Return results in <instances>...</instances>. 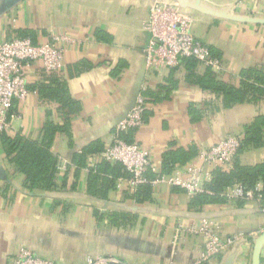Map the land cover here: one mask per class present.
Returning <instances> with one entry per match:
<instances>
[{"label": "crops", "instance_id": "1", "mask_svg": "<svg viewBox=\"0 0 264 264\" xmlns=\"http://www.w3.org/2000/svg\"><path fill=\"white\" fill-rule=\"evenodd\" d=\"M174 2L173 0H168ZM193 17V35L213 47L221 62L218 79L238 85L241 72L264 67V0H186ZM152 0H0V42L31 32L34 44L50 35H64V66L57 75L66 84L70 97L80 104L71 118L70 136L57 133L51 146L60 172L58 186L51 192H30L24 176L9 162L0 143V264H10L24 247L41 258L61 264H84L87 259L112 257L124 264H254L255 243L263 226V207L255 201L235 200L208 204L189 210V196L180 188L152 187V201L136 204L123 198L115 188L106 200L87 193L90 169L99 162L88 157L78 177H73V157L94 141L108 144L116 122L126 112L143 87L160 93L162 102L146 101V118L135 130L134 140L146 150L159 168L169 146L207 148L226 135L241 136L246 125L264 113V101L224 108L221 98L185 80L181 64L174 72L178 87L166 94L170 69L147 70L144 49L148 35L143 25ZM111 37L106 43L97 32ZM85 60L89 69L75 74L72 67ZM120 62L122 67L118 68ZM118 69L116 74L113 71ZM205 67L197 65L196 73ZM27 87L45 78L38 63L26 67ZM141 91L139 92V90ZM169 96V97H166ZM195 104L205 112L199 122H191L188 107ZM10 118L12 133L39 140L49 119L62 123L59 104L30 91L16 102ZM264 159V149L245 151L242 165H256ZM195 164L201 162L194 159ZM178 189V190H176ZM124 214L134 218L124 223ZM110 216L116 218V222ZM211 220L223 236L243 238L225 252L200 262L203 238L178 231L192 221ZM264 264V245L260 250Z\"/></svg>", "mask_w": 264, "mask_h": 264}, {"label": "built area", "instance_id": "2", "mask_svg": "<svg viewBox=\"0 0 264 264\" xmlns=\"http://www.w3.org/2000/svg\"><path fill=\"white\" fill-rule=\"evenodd\" d=\"M193 17L187 9L168 0H152L148 19L143 25L148 39L144 49L145 64L151 69L162 71L178 67L182 59H194L217 74L221 71V62L210 54L208 47L196 39L192 31ZM71 40L64 35H50L45 41L33 44L29 39H12L0 42V132H12L10 118L16 102L24 101L30 93L25 75L26 67L38 63L46 74L59 73L64 66L65 45ZM146 88L143 87V91ZM146 100L140 95L133 109L124 120L120 121L112 140L104 146L103 152L97 154L99 159L114 163L119 162L130 174L128 179H118L117 189L124 185L134 192L138 185L145 183L143 173L147 168L158 173V167L153 163L149 153L138 144H128L119 138L120 133L141 127L142 116L147 110ZM241 144L240 136L226 135L213 145L199 149L194 160L176 167L170 174L157 175L150 185L152 187H178L188 196L205 192L204 184L210 180L211 171L218 165L228 167ZM59 172H64L66 166L59 162ZM264 186L258 183L253 190H245L240 184L227 188L223 195L228 199L255 201L264 210ZM263 226L260 232L264 230ZM178 231L197 235L203 238V248L200 262H207L225 252L242 234L223 236L211 220L192 221L186 227L178 225ZM119 261L112 257H96L87 259L84 264H108ZM10 264H61L34 255L27 248L21 247L12 258Z\"/></svg>", "mask_w": 264, "mask_h": 264}, {"label": "trees", "instance_id": "3", "mask_svg": "<svg viewBox=\"0 0 264 264\" xmlns=\"http://www.w3.org/2000/svg\"><path fill=\"white\" fill-rule=\"evenodd\" d=\"M19 36L20 38L18 39L31 38L34 41V36L31 32H19ZM96 37L106 43L111 42V37L102 32L98 31ZM32 43L34 44V42ZM208 49L213 57H219L213 47H208ZM180 64L185 69L186 82L221 98L220 100L224 108H230L243 103L255 104L264 101V67L243 70L241 72L243 79L238 85H232L218 79L216 74L209 68H206L203 74L196 73L195 70L199 64L194 59H182ZM121 65H123V62H120V65L117 67L120 68L122 67ZM90 67L89 62L82 60L72 67V71L78 74ZM179 67L169 70L170 74L167 79V85L161 86L159 90L170 94L172 90L178 87L179 81L173 75L174 72L179 70ZM117 72L118 69L115 72L113 71L112 74H116ZM59 73H44L45 78L29 86L28 89L37 92L42 99L59 104L63 113L62 123L56 124L48 117L41 129V138L39 140L25 139L17 133L0 132V143L5 150L8 162L24 176L25 187L30 192H51L57 188L61 190L62 187L64 188L67 185V174L63 177V185H60V187L57 185L60 175L57 169L59 162L57 157L52 154L51 146L57 133L70 136V117L78 113L80 104L70 97L63 79L55 75ZM160 93L145 90L142 92V97L146 101H152L153 103L162 102V100L166 99L160 98ZM166 97L169 96L166 95ZM146 113L143 114V120L146 118ZM188 115L191 122H199L204 117L205 112L195 104H190ZM135 130L120 133L119 138L128 144H134ZM240 138V147L234 157H232L229 166H216L211 171L210 180L204 184L205 192L189 196V210L208 204H224L232 201L225 197L223 193L227 188L236 184H240L245 190H253L258 183L264 186V159L256 165H242L240 161V156L245 151L264 149V113L258 114L252 123L245 126L244 133ZM104 146V143L101 141H94L80 153L74 155L73 165L75 170L73 177L75 179L78 177L80 169L84 167L88 157L103 152ZM198 152L199 149L195 145L188 146L187 148L169 146L161 156L158 173L152 172L150 168H147L143 173V178L146 182L138 185L134 192L125 189L123 191V198L132 200L136 204L151 202L153 192L150 181L157 175L170 174L176 167L193 161L197 157ZM129 177L130 174L125 171L121 163H110L100 159L95 167L90 169L88 174L87 193L94 198L106 200L108 194L114 190L116 180L120 178L128 179ZM262 194L264 196V188ZM110 217L113 222L116 220L114 216ZM133 218L130 214H124L119 220L122 219L126 223Z\"/></svg>", "mask_w": 264, "mask_h": 264}, {"label": "water", "instance_id": "4", "mask_svg": "<svg viewBox=\"0 0 264 264\" xmlns=\"http://www.w3.org/2000/svg\"><path fill=\"white\" fill-rule=\"evenodd\" d=\"M13 1H17V0H12V2ZM173 1L175 3H177V4H179L181 7L185 8V9H188L190 7V5L187 4L186 0H173ZM140 91H141V89L139 90V92ZM139 96H140V93H138L136 95L135 99L133 100V102L131 103V105L129 106V108H128L127 112H126V115L116 122L115 127L120 121L124 120L125 117L127 116V114L133 109V107L135 106L136 101H137ZM263 245H264V230L262 232H260V235L257 238V242L255 243L254 264H260V250L263 247ZM108 264H124V263H122L119 260V261H115V262H110Z\"/></svg>", "mask_w": 264, "mask_h": 264}, {"label": "rangeland", "instance_id": "5", "mask_svg": "<svg viewBox=\"0 0 264 264\" xmlns=\"http://www.w3.org/2000/svg\"><path fill=\"white\" fill-rule=\"evenodd\" d=\"M188 12V11H187Z\"/></svg>", "mask_w": 264, "mask_h": 264}]
</instances>
